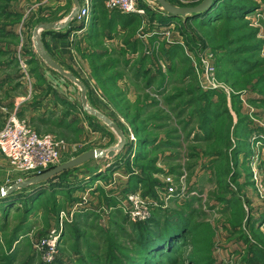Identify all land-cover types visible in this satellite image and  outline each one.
Segmentation results:
<instances>
[{
	"label": "rangeland",
	"instance_id": "rangeland-1",
	"mask_svg": "<svg viewBox=\"0 0 264 264\" xmlns=\"http://www.w3.org/2000/svg\"><path fill=\"white\" fill-rule=\"evenodd\" d=\"M213 2L170 17L138 0L134 22L39 31L125 145L0 197V264H145L143 225L167 216L184 230L153 264H264V0ZM73 8L0 0V127L16 112L62 142V162L121 141L37 51L36 26ZM29 178L0 157V187Z\"/></svg>",
	"mask_w": 264,
	"mask_h": 264
},
{
	"label": "built area",
	"instance_id": "built-area-1",
	"mask_svg": "<svg viewBox=\"0 0 264 264\" xmlns=\"http://www.w3.org/2000/svg\"><path fill=\"white\" fill-rule=\"evenodd\" d=\"M106 9L121 13H139L144 8L138 0H103ZM74 20H87L92 15V0L80 1ZM61 141L51 133H39L16 112L0 127V152L28 177L62 163Z\"/></svg>",
	"mask_w": 264,
	"mask_h": 264
},
{
	"label": "water",
	"instance_id": "water-1",
	"mask_svg": "<svg viewBox=\"0 0 264 264\" xmlns=\"http://www.w3.org/2000/svg\"><path fill=\"white\" fill-rule=\"evenodd\" d=\"M214 0H203L201 3L197 5H188V6H179L174 3H170L168 0H157L158 3L162 5V7L165 9V11L170 16H183L188 17L198 15L205 10H208L212 5ZM73 10L70 12V14L67 16V18L63 22H43L36 26L33 32V39L36 44L37 51L39 55H41L47 63L55 70H57L59 73L67 77L69 80H71L76 85L78 84L81 86V101L83 102V107L89 111L91 114L96 115L99 118H102L105 120L109 125H112L119 135L121 136V141L119 144L115 147H111V149L104 150V149H98L94 148L89 151H86L82 154H79V156L74 157L72 159L63 161L62 163L53 166L52 168L47 169V171L35 174L31 176V178L17 182L13 186H3L0 187V197L9 195L12 192L15 191V189L21 188V187H27L30 186L32 183H38L42 182L44 180H47V178L58 175L63 173L65 170H69L72 168H75L79 166L82 163H85L89 160H95V158H101V157H111L114 155L117 151H119L124 145H125V135L122 133L119 126L109 117H107L105 114L100 112L96 108H92L87 101V86L80 80V78L76 75H74L72 72L66 70L61 64H59L53 57L52 54H50L45 47L42 44V40L39 36V31L43 29H59L66 27L70 21L74 20L77 16L79 9H80V0H73Z\"/></svg>",
	"mask_w": 264,
	"mask_h": 264
},
{
	"label": "trees",
	"instance_id": "trees-1",
	"mask_svg": "<svg viewBox=\"0 0 264 264\" xmlns=\"http://www.w3.org/2000/svg\"><path fill=\"white\" fill-rule=\"evenodd\" d=\"M115 14H117L118 18L121 17V20H124L125 23L134 22L137 19V14L135 13H125V12L121 13L116 10ZM208 14H209V10H206L200 15L208 16ZM170 17H175V16L172 15ZM4 197L6 200V197H10V196L8 195L3 196V199ZM177 218L173 217V219H177ZM173 219L170 216H167L166 221L163 222V218H161V221L158 225H156L154 221L151 222L150 224L145 223L143 225V227L149 229L152 228L151 230L148 229L147 231L143 232L141 235V238L144 239L142 242L144 243V250H145V255L143 256L144 257L143 262L145 264H153L152 259L156 258V256L159 253L162 254V252H164L165 250H169L171 248L176 247L175 244L178 240L177 237L179 236V232L180 230L183 231L184 228H182L178 222L174 223L175 221ZM133 261L137 263L135 260Z\"/></svg>",
	"mask_w": 264,
	"mask_h": 264
},
{
	"label": "crops",
	"instance_id": "crops-1",
	"mask_svg": "<svg viewBox=\"0 0 264 264\" xmlns=\"http://www.w3.org/2000/svg\"><path fill=\"white\" fill-rule=\"evenodd\" d=\"M80 1H83V0H80ZM190 1H192V2H199L200 0H190ZM103 12H109V16L112 19L114 18L117 21V23H119V18L117 16V14H115V11H110V10L106 9V7H105V5L103 3V0H92V16L94 17L93 20L94 21H99L101 19L100 18L101 17V14H103ZM2 155H4V154L2 153ZM2 155L0 154V157ZM3 160L5 162V159L4 158H3Z\"/></svg>",
	"mask_w": 264,
	"mask_h": 264
}]
</instances>
